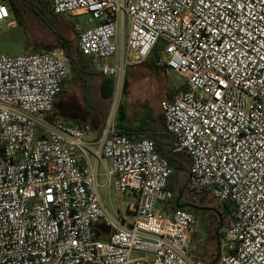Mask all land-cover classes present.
I'll use <instances>...</instances> for the list:
<instances>
[{"label":"built area","instance_id":"2783aa9c","mask_svg":"<svg viewBox=\"0 0 264 264\" xmlns=\"http://www.w3.org/2000/svg\"><path fill=\"white\" fill-rule=\"evenodd\" d=\"M0 0V25L10 18ZM52 12L87 14L78 50L103 76L156 52L181 84L162 106L175 152L190 158L186 189L228 204L216 264H264V0H52ZM73 66L61 47L0 55V264H208L191 244L193 209L170 214L172 169L150 139L54 114ZM97 146L94 149L93 146ZM134 196L126 214L102 201Z\"/></svg>","mask_w":264,"mask_h":264},{"label":"crops","instance_id":"0c3cea01","mask_svg":"<svg viewBox=\"0 0 264 264\" xmlns=\"http://www.w3.org/2000/svg\"><path fill=\"white\" fill-rule=\"evenodd\" d=\"M82 15L86 14H62L59 15V20L64 22L62 18L65 16ZM76 25L78 24L70 27L76 31ZM40 42L48 44L42 38ZM36 45L33 43L34 47ZM58 47L63 49L62 46ZM38 49V52L46 51L41 49V46ZM120 55L118 52L116 56L98 62H95L92 56L80 52L77 57L66 55L67 59L72 61L73 70L57 95L54 114L71 123L89 124L93 128V135L88 140L99 139L107 120L112 116L118 133L132 139L146 138L154 141L159 153L163 157L170 156L173 164L178 167L177 171L174 170L178 179V182H174V190L172 189L174 200L158 203V208L162 209L163 213L170 214L177 209L175 198L180 190L179 172L189 170L190 166L187 153L174 151L175 136L166 129L163 120L162 106L172 99L177 86H167L169 74L164 73L158 66L156 52H152L143 63L128 67L120 81L115 76L101 75L98 63L113 65L119 62ZM93 148L97 149V146ZM180 203L191 202L186 200L183 194Z\"/></svg>","mask_w":264,"mask_h":264},{"label":"rangeland","instance_id":"374dc122","mask_svg":"<svg viewBox=\"0 0 264 264\" xmlns=\"http://www.w3.org/2000/svg\"><path fill=\"white\" fill-rule=\"evenodd\" d=\"M7 6L10 11V18L0 25V55L17 56L27 54V52H38L39 46L46 51L52 50L55 47L61 46L57 40V36L54 34L53 27H56L61 34L70 41L69 53L72 56H78V35L74 31L73 26L78 24L83 30L91 27L89 23V15L82 16H65L62 18L64 22L58 20L53 23V26L44 21L36 12H34L32 6L25 0H17L16 9L24 10L22 14H17L11 7L10 0L7 1ZM25 11H27L25 13ZM25 13V14H24ZM14 21V24H12ZM65 23V24H64ZM68 26H67V25ZM41 38L48 42H40ZM36 43L39 46H33ZM121 54V47H119V55ZM181 84V79L176 74H169L167 78V86L176 87ZM98 182L100 184L99 193L106 208L113 213L114 210L119 211L121 214H126V204L134 202V196L130 193H125L121 198L117 197L114 189H112V196H110L109 189L103 184L106 181L104 176V170L99 168ZM180 179L179 188L186 186L188 181V170H181L178 175ZM177 194V193H176ZM185 198L191 204L202 207H214L220 206V203L213 197H206L204 201L201 200L199 195H196L187 189L185 190ZM223 210V206H221ZM196 209L198 222L195 226L194 233L191 236V244L196 245L197 255L203 258L208 264L215 258L217 254L215 228L217 225V218L212 214V211H204ZM214 213V212H213ZM224 230L229 224V218L224 219ZM221 230V231H222Z\"/></svg>","mask_w":264,"mask_h":264},{"label":"trees","instance_id":"16d2710c","mask_svg":"<svg viewBox=\"0 0 264 264\" xmlns=\"http://www.w3.org/2000/svg\"><path fill=\"white\" fill-rule=\"evenodd\" d=\"M25 1H27V3H29L32 6L33 9H31V10H33L34 12H36L44 21L50 23L52 26H53V23L54 22H57L60 19V16L59 15H56V14H53L52 13V0H25ZM10 2H11L12 9L17 14H22L24 12V10L16 9L15 5H16L17 0H10ZM26 12L27 11H25V13ZM51 19H53V20L51 21ZM53 30H54V34L57 36L58 42L60 43V45L63 47V50L65 51V54L67 56H70V53H69L70 52L69 49L71 47L70 41L68 39H66L61 34V32L57 30L56 27H53ZM39 52H44V51H39ZM27 53H31V51H29ZM164 157L167 159V161H168L169 166L171 167V169H173L172 175L170 177L169 188L171 190L172 189L174 190V188H173L174 182H178V179L176 177L177 172H174V170L177 171L178 170V167L173 164V160H172V158L170 156H164ZM181 191H182V189H180L178 191V195L176 196L175 201H177V199H178L179 194L181 193ZM200 197H201V200L202 201H204V199H206V197H204V196H200ZM182 198H183V196H182ZM223 207H224L223 210L221 208V205L218 206L217 208L219 209V211H220L223 219H225L229 215L230 208H229V205L226 204V203L224 204ZM212 214H214V216L217 217L215 213L212 212ZM219 222H220V219L217 218V225H219ZM222 234H223V230L220 232V236H222Z\"/></svg>","mask_w":264,"mask_h":264},{"label":"water","instance_id":"95a60500","mask_svg":"<svg viewBox=\"0 0 264 264\" xmlns=\"http://www.w3.org/2000/svg\"><path fill=\"white\" fill-rule=\"evenodd\" d=\"M186 190V186H184L182 188V191L181 193L179 194V197L176 201V208L177 209H181V208H191V209H199V210H204V211H212L214 212L220 219V222H219V225L215 228V237H216V248H217V254L215 256V258L209 263V264H216L219 259H220V256H221V245H220V232L224 226V219L219 211L218 208H214V207H202V206H197V205H194V204H180V201H181V198L184 194Z\"/></svg>","mask_w":264,"mask_h":264},{"label":"flooded vegetation","instance_id":"af4514ba","mask_svg":"<svg viewBox=\"0 0 264 264\" xmlns=\"http://www.w3.org/2000/svg\"><path fill=\"white\" fill-rule=\"evenodd\" d=\"M180 204H182V203H180ZM195 212H196V209H193ZM197 211H199V210H197Z\"/></svg>","mask_w":264,"mask_h":264}]
</instances>
